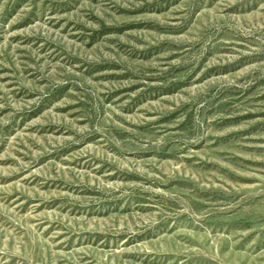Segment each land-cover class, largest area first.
I'll return each instance as SVG.
<instances>
[{
  "label": "rangeland",
  "instance_id": "rangeland-1",
  "mask_svg": "<svg viewBox=\"0 0 264 264\" xmlns=\"http://www.w3.org/2000/svg\"><path fill=\"white\" fill-rule=\"evenodd\" d=\"M0 264H264V0H0Z\"/></svg>",
  "mask_w": 264,
  "mask_h": 264
}]
</instances>
